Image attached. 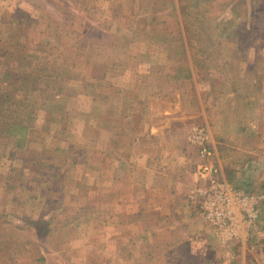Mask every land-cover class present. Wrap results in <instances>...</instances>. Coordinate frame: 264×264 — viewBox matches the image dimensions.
Listing matches in <instances>:
<instances>
[{"label":"rangeland","instance_id":"obj_1","mask_svg":"<svg viewBox=\"0 0 264 264\" xmlns=\"http://www.w3.org/2000/svg\"><path fill=\"white\" fill-rule=\"evenodd\" d=\"M132 56H163L164 69L184 76L193 62L196 83L215 105L206 125L212 147L220 142L227 161L246 155L238 176H223L214 148L219 176L251 200L264 194V0H0V214L10 220L0 223V264H206L182 240L184 229L168 227L157 203L142 205L139 215L125 199L116 205L131 186L128 176L120 171L114 184L97 174L94 122L107 114L93 94L106 93L100 80L119 70L118 61L138 60ZM82 93L93 96L91 108ZM62 113L67 123L80 122L84 137L69 134L64 148ZM12 120L26 125L23 134L31 128L27 140L9 137ZM40 155L55 156V166ZM198 159L185 194L216 231L192 197L201 183ZM78 160L82 175L72 167ZM22 166L24 173H4ZM261 200L246 247L230 249L229 264H241L245 251L246 264H264Z\"/></svg>","mask_w":264,"mask_h":264},{"label":"crops","instance_id":"obj_2","mask_svg":"<svg viewBox=\"0 0 264 264\" xmlns=\"http://www.w3.org/2000/svg\"><path fill=\"white\" fill-rule=\"evenodd\" d=\"M132 57L138 60L129 62V58L128 61H118L123 64L119 70L105 76L104 81L100 80V85H105L106 93L103 94L101 91L93 94L96 109L103 108L107 114L106 119H97L94 122L98 145L95 147L96 154L100 157L97 174L110 176L111 182L116 184L121 171V174L128 176L127 184L131 186L126 190V194L115 196L116 205L120 204V200L125 199L123 205L134 208L132 211L139 215L142 205L149 208L151 202L157 203L155 207L160 208L161 214L167 219L168 227L184 229L182 240L187 241L186 246H189L196 255L206 256L208 258L206 264H229V250L234 248L239 251L246 247L248 240L246 227L230 241L219 238L213 227L205 224L190 206L185 194L186 187L190 185L189 178L194 175L193 162L195 164L197 159V148L189 142L190 127L194 123L210 125V107L215 105L206 98L209 92H203L196 83L192 61L186 62L184 76L178 70L173 73L169 72L168 68L164 69L168 62L163 56L162 60L160 57L159 60L157 58L141 60L137 58L138 56ZM230 91L228 99L233 102L237 96L235 91ZM210 93L214 94V91L211 90ZM85 94L79 95L83 100L81 103L91 108L93 96ZM99 95L100 99H98ZM105 95H109L110 102L108 98L105 99ZM102 99L105 102L100 105ZM78 101L81 104V100ZM63 112H66L65 108ZM66 115L68 113H62L65 118L60 120V125L63 127L60 142L63 148L65 144L70 143L69 134L78 141L84 139L80 122L74 119L71 124L70 121L67 123ZM6 125L5 129H8L9 137L16 141L23 138L27 140L31 135V128L27 133H22V127L26 126L22 121L12 120ZM218 145L213 141V147L220 153L221 174L224 176L225 172H228L229 176H238L239 171L236 169L242 167V162L239 164L238 158L239 156L244 158L246 155H238L236 151L238 157L227 161L224 159L223 145L220 142ZM229 146L234 147V144L230 143ZM245 153L247 157H252L249 149ZM40 158L51 159L48 165L55 166V156L40 155ZM229 162L233 166L232 170H229L231 167H228ZM108 165L112 169L110 174L108 170L104 171ZM72 167H78L79 169H76L80 175L85 171L83 163L79 160L75 163L73 161ZM25 168L26 166L16 169L12 167L4 173L12 175L13 172H25ZM61 168L65 173L68 167L63 165ZM139 173H141L140 179L134 176ZM174 211L178 215L175 219L170 216ZM4 217L1 213L0 223L10 221ZM145 235L150 241L152 238L150 232H145ZM247 259L245 251L241 264H246Z\"/></svg>","mask_w":264,"mask_h":264},{"label":"built area","instance_id":"obj_3","mask_svg":"<svg viewBox=\"0 0 264 264\" xmlns=\"http://www.w3.org/2000/svg\"><path fill=\"white\" fill-rule=\"evenodd\" d=\"M189 142L197 148L196 171L201 181L191 190L192 197H197L202 216L214 226L219 238L229 241L254 223L258 215L257 204L263 201L264 194L259 195V200H251L254 196L231 187L221 179L212 159L215 151L206 125L192 124Z\"/></svg>","mask_w":264,"mask_h":264}]
</instances>
